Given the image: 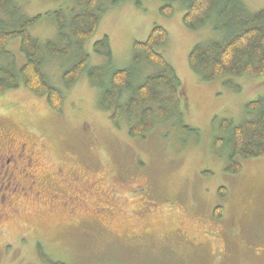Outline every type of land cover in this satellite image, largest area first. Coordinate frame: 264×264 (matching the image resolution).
Here are the masks:
<instances>
[{
	"label": "rangeland",
	"instance_id": "1",
	"mask_svg": "<svg viewBox=\"0 0 264 264\" xmlns=\"http://www.w3.org/2000/svg\"><path fill=\"white\" fill-rule=\"evenodd\" d=\"M14 1L24 15H41L29 27L40 42L57 36L47 12L61 8L70 16L78 8L75 0ZM242 1L251 11L264 7V0ZM162 4L123 0L109 7L83 44L87 67L105 62L93 43L106 35L110 68H130L133 42L155 24L164 27L161 51L183 83L185 120L194 132L165 123L131 137L126 124L114 126L97 107L86 71L64 90L60 111L23 87L0 95V137L10 138L12 152L25 144L17 172L30 158L36 181H25L21 171L15 186H1L0 264H44L38 247L64 264H264V156L241 160L232 173L226 150L214 148L222 119L250 118L245 104L264 95V75L234 79L238 91L223 84L226 77L201 80L187 65L188 52L220 33L210 23L185 27L182 0L171 3L170 16L160 13ZM19 42H8L0 65L13 57L24 63ZM75 58H45L51 84L62 88V73ZM157 70L143 63L134 83Z\"/></svg>",
	"mask_w": 264,
	"mask_h": 264
},
{
	"label": "trees",
	"instance_id": "2",
	"mask_svg": "<svg viewBox=\"0 0 264 264\" xmlns=\"http://www.w3.org/2000/svg\"><path fill=\"white\" fill-rule=\"evenodd\" d=\"M77 7L68 16L61 8L47 12L54 18L57 33L54 40L40 42L34 38L29 27L41 15H24L14 0H0V55H8L6 47L10 40L19 38V50L25 57L17 65L11 62L0 65V95L20 87L32 94L44 97L47 105L60 111L65 100V91L71 88L82 72L96 89V105L107 113L116 127L126 124L127 133L135 138H144L165 123H173L181 129L192 131L185 120L183 83L174 68L165 59L162 48L168 33L160 25H153L147 37L132 44L130 68L111 69L112 51L104 35L93 43V50L102 56L101 65L87 67L89 54L83 44L96 31L101 16L123 0H75ZM140 7L141 0H134ZM160 13L170 16L172 2L162 0ZM185 10L182 23L190 30H197L210 23L220 33L219 38H208L194 44L187 55L189 69L203 81L222 77L224 85L238 91L236 78H257L264 75V7L251 11L242 0H182ZM76 10V11H75ZM75 60L62 73V88L56 87L45 74L46 57ZM145 63L156 67L155 73L141 76L134 83L136 70ZM251 115L237 124L224 118L219 123L220 132L214 148L225 149L228 159L226 170L236 173L241 169V160L264 156V95L245 104ZM38 258L44 264H64L49 260L38 247Z\"/></svg>",
	"mask_w": 264,
	"mask_h": 264
},
{
	"label": "flooded vegetation",
	"instance_id": "3",
	"mask_svg": "<svg viewBox=\"0 0 264 264\" xmlns=\"http://www.w3.org/2000/svg\"><path fill=\"white\" fill-rule=\"evenodd\" d=\"M10 138L0 137V201L2 202L5 195L2 194L1 186L3 183H8L9 185L15 186L18 182L17 174L18 172H23L21 175L25 181H27L28 176L32 179L30 180L31 183H35V174L31 170L32 164H30V158L27 159L25 163L26 167H19V171L17 172V160L16 158H20L19 156L24 157L26 155V147L25 144H21L16 152H12L10 149ZM21 157V158H22ZM25 188V187H24ZM27 189V188H26Z\"/></svg>",
	"mask_w": 264,
	"mask_h": 264
}]
</instances>
